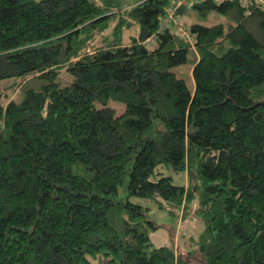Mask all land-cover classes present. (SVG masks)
Listing matches in <instances>:
<instances>
[{
  "label": "trees",
  "instance_id": "16d2710c",
  "mask_svg": "<svg viewBox=\"0 0 264 264\" xmlns=\"http://www.w3.org/2000/svg\"><path fill=\"white\" fill-rule=\"evenodd\" d=\"M171 5L0 0V80L38 83L0 95V264H264L263 5L180 7L189 36ZM132 197L195 201L188 250L154 246Z\"/></svg>",
  "mask_w": 264,
  "mask_h": 264
},
{
  "label": "rangeland",
  "instance_id": "374dc122",
  "mask_svg": "<svg viewBox=\"0 0 264 264\" xmlns=\"http://www.w3.org/2000/svg\"><path fill=\"white\" fill-rule=\"evenodd\" d=\"M131 5L139 0H127ZM182 21L186 26H189L192 21H195L193 16H183ZM221 19V18H220ZM113 24H111L112 26ZM110 31L106 29L103 35H108ZM137 28L135 29H125L122 33V41L124 43L128 42L131 35H135ZM100 36L97 37L94 47L101 45ZM92 50V47L89 49ZM178 73L188 74L191 72L190 65H182L176 68ZM59 79L62 83H66L73 79V76L63 68L59 72ZM11 80L3 79L0 80V95L2 96V102L5 103L11 98L19 97V86L20 85H31L38 86V83L31 79V77L21 78L16 80V85L12 89L10 87ZM190 84V83H189ZM109 106L114 108L117 114L123 111L124 104L111 100L108 103ZM161 171L164 175H170L172 177V182L177 185H183L186 183L185 173L183 171L175 172L170 168H162ZM134 201L140 202L144 207H147V217L154 221L156 224L155 229L149 230V238L154 246H171L174 249H177V252H180V249L188 250L191 245V240L197 238L199 232L202 229L203 223L198 215L195 214L196 202H190L187 205L185 213L183 214V208H173L172 206L166 204L163 200L158 199H146V198H137L132 197ZM159 202L163 203V206H160ZM174 211V213L172 212Z\"/></svg>",
  "mask_w": 264,
  "mask_h": 264
},
{
  "label": "built area",
  "instance_id": "2783aa9c",
  "mask_svg": "<svg viewBox=\"0 0 264 264\" xmlns=\"http://www.w3.org/2000/svg\"><path fill=\"white\" fill-rule=\"evenodd\" d=\"M241 2H250L251 0H240ZM255 3H260L263 5L264 8V0H253ZM199 0H172V5L168 7V14L166 16V21L168 23H172L174 25L173 27L175 30L183 35L189 36L188 31L185 29L184 24L181 20V18L175 13V10H177L180 7L190 9L198 3Z\"/></svg>",
  "mask_w": 264,
  "mask_h": 264
}]
</instances>
